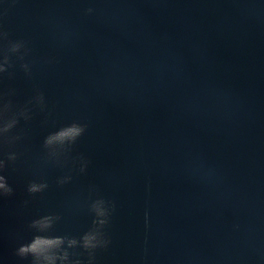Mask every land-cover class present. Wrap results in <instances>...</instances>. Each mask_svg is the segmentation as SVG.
<instances>
[{"label":"water","instance_id":"1","mask_svg":"<svg viewBox=\"0 0 264 264\" xmlns=\"http://www.w3.org/2000/svg\"><path fill=\"white\" fill-rule=\"evenodd\" d=\"M0 32L27 49L0 105L29 116L0 138V264H29L15 252L44 215L79 239L97 199L110 243L93 264H264V0H0ZM74 121L67 160L48 158L44 138Z\"/></svg>","mask_w":264,"mask_h":264},{"label":"clouds","instance_id":"2","mask_svg":"<svg viewBox=\"0 0 264 264\" xmlns=\"http://www.w3.org/2000/svg\"><path fill=\"white\" fill-rule=\"evenodd\" d=\"M92 8L85 9L87 14H91ZM0 40L7 41L6 45L0 49V73L7 71L11 67L10 55L20 53L21 49L27 51L24 41H10L6 32H0ZM23 60V55L17 57ZM20 67L29 73L28 64L22 63ZM35 102L43 106V95L37 94L34 98ZM31 103V101H30ZM26 108L20 109L18 112L12 111L10 101L0 105V138H3L4 143L11 144L19 139L18 136L9 137L7 134L18 123V116H22L25 120L29 119ZM87 125L80 122H72L62 126L54 132L49 133L43 141V147L47 151V157L54 160H59L60 156H64L67 160V154L71 151L72 146L85 133ZM8 162H14L17 159L15 152L7 153ZM80 163V171L84 172L88 161L84 157L77 158ZM6 167L4 159H0V172ZM70 177H64L57 181L58 184L66 183ZM48 187L46 182H30L27 186L29 194H35L44 191ZM13 193L12 187L7 183L6 177L0 174V197L10 196ZM91 211L96 219L93 220V226L83 233L79 239L68 236H54L48 233L53 227V223L58 217L53 215H44L30 222L29 229L34 230L35 235L29 242L21 244L15 254L24 259L31 257L29 264H82L81 260H69V248L79 247L87 254V264H93L95 253L98 249L107 248L110 241L106 238L103 231L104 226L108 222L109 209L106 207V202L103 199H97L91 204ZM147 217V213L145 214ZM147 223V220H146ZM79 255L78 253H73Z\"/></svg>","mask_w":264,"mask_h":264}]
</instances>
